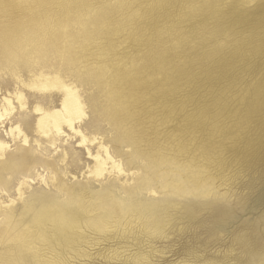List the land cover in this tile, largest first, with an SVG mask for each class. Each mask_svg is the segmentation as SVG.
<instances>
[{
    "label": "rangeland",
    "instance_id": "obj_1",
    "mask_svg": "<svg viewBox=\"0 0 264 264\" xmlns=\"http://www.w3.org/2000/svg\"><path fill=\"white\" fill-rule=\"evenodd\" d=\"M35 1L0 0V30L23 34L9 40L13 49L0 41V99L19 87L16 73L26 82L40 73L60 75L98 107L108 103L109 84H115L130 107L120 118L123 128L99 112L85 126L99 127L107 142L134 134L136 148L114 144L125 167L138 173L140 187H149L136 196L137 205L154 204L155 214L137 211L103 235L87 231L60 262L44 251L25 264H264V0H80L84 7L71 10L78 0ZM101 12L105 19L84 33L78 21ZM53 19L61 36L46 47L31 45L35 25ZM24 93L31 105L62 99L56 91ZM2 125L0 139L13 153L19 142L7 134L10 123ZM76 141L63 143L65 182L89 180L95 191L109 184L133 187L127 175L101 182L82 176L92 164ZM149 160L159 162L153 174L145 168ZM59 167L64 176L66 167ZM185 174L196 181L189 193H178L172 184ZM47 181H34L25 198L55 195ZM10 199L20 213L16 188L0 191V212Z\"/></svg>",
    "mask_w": 264,
    "mask_h": 264
},
{
    "label": "bare ground",
    "instance_id": "obj_2",
    "mask_svg": "<svg viewBox=\"0 0 264 264\" xmlns=\"http://www.w3.org/2000/svg\"><path fill=\"white\" fill-rule=\"evenodd\" d=\"M28 1L36 2L35 0ZM77 3L75 5L74 3L70 4L68 10L73 7H84L83 1L78 0ZM78 17L82 18L81 15ZM105 17L106 14L101 12L94 18L90 17L84 22L79 20L78 23L86 33L88 24L97 25ZM10 30L12 31V29L0 30V41L2 43L7 42L8 45L11 44L10 47L12 48L15 46L12 41L16 42L23 34H19L18 31L10 32ZM66 35L68 40L69 38L74 39L68 33ZM24 36L25 41H29L31 38V45L46 47L48 42L61 36L59 22L57 23V20L54 19L40 22V24L35 25L33 35L30 38H28V32ZM9 40L12 41L9 42ZM65 48L67 55L72 52L67 46ZM71 58L65 56L63 59L70 60ZM16 74L15 81L19 87L13 94L0 99V125L4 124L5 121L10 123V130L7 134L12 137L15 143L18 144L19 142V146L15 152L11 153L9 143L0 139V191L7 193L16 188L18 201L22 202V206L19 213L18 209L13 207L17 200L10 199L3 212H0V217L2 216L0 220V245L9 243L4 250L0 251V264H25L27 259L37 257L44 251H49L47 253L49 255L50 253L54 254L56 262L57 260L60 262L66 256V252L74 248L77 249L87 231L103 235L118 222H121L120 220L126 217L129 219L128 216H133L137 211L146 210L154 215V204H149L150 206L147 204L144 206L137 205V202L140 201L136 202V196L141 195L149 187L145 189L140 187L139 179L135 178L138 173H134L130 168L125 167L120 160L122 154L118 152L119 147L114 144L121 142L125 143L126 146L134 145L135 147L136 141L132 136L134 134L131 135L126 130V133H121L119 140L116 141L115 138L112 141L106 138L110 140L107 142L105 137H100L98 134L101 132L99 127L90 130L85 126V122L87 118L91 117V113L99 112V116H103L110 125L113 123L120 127L123 123H119L121 122L120 118L125 119L121 116H124L130 107L128 106L129 103L127 105L122 92L118 91V87L116 88L115 84L112 86L109 84L110 88L107 95L110 99L106 105L98 107L88 104L80 95L78 87L66 83L60 75L50 76L40 73L38 76H34V79L26 82ZM118 77L120 78V76ZM25 88L43 95L48 92H59L62 95L61 103L59 105L53 103L47 105L42 100H37L31 105L24 93ZM28 110H30V115L35 117L33 122L29 119L31 117L29 114H25V118L22 117ZM18 115L21 118L15 119ZM114 128L116 129L115 126H113ZM121 132L123 131L121 130ZM33 134L34 136H31ZM71 139H76L79 147L86 149L87 155L91 159L92 166L89 164L82 176L101 182L106 177L127 175L132 177L133 187L124 186L122 189H118L115 184H109L95 191L88 179L87 184L70 185L65 182L63 177L68 174L67 160L69 155L63 143H68ZM111 142L115 145L114 149L110 146ZM52 153L55 155L51 157ZM153 160H149L148 166L145 167L148 169V173L150 171L152 174L159 163ZM60 164L66 167L64 168V176L60 171ZM162 164L164 163L162 162ZM41 170L43 171L40 172ZM181 174L179 171L178 175ZM47 179L50 181L49 184L56 189L55 195L41 192L32 193L28 198H25L34 181H41L48 186ZM176 179L177 184H172V189H176L177 191H175L178 193H189L191 190L190 183L193 180L196 181L186 174ZM147 180H149L148 175L145 182ZM149 192L155 194L154 190ZM4 204V202H0V206Z\"/></svg>",
    "mask_w": 264,
    "mask_h": 264
}]
</instances>
